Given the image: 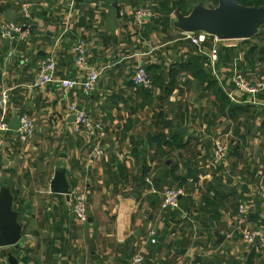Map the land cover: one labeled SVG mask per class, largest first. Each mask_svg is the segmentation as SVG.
Wrapping results in <instances>:
<instances>
[{"label": "crops", "instance_id": "obj_1", "mask_svg": "<svg viewBox=\"0 0 264 264\" xmlns=\"http://www.w3.org/2000/svg\"><path fill=\"white\" fill-rule=\"evenodd\" d=\"M6 21L27 24L29 39L4 41ZM174 22L139 24L109 0H0V124L28 115L36 127L27 144L16 132L0 131V180L22 174L36 152L48 153L46 187L6 184L23 239L18 249L0 247V264H9V254L18 264H130L138 254L144 264H264V243L244 240L247 233L264 234V91L258 104L238 105L227 96L235 61L244 59L239 68L252 85L264 82L260 64L246 61L230 41L196 46ZM79 44L101 73L94 93L32 87L52 51L58 78L83 81L74 52ZM139 67L154 77L152 90L133 85ZM73 106L104 130V139L75 132ZM179 128L187 133H175ZM218 137L231 147L221 163L213 158ZM99 144L106 154L95 159ZM60 167L70 192L87 196V224L75 220L67 196L51 192ZM173 188L185 196L178 209L164 212V193Z\"/></svg>", "mask_w": 264, "mask_h": 264}, {"label": "built area", "instance_id": "obj_2", "mask_svg": "<svg viewBox=\"0 0 264 264\" xmlns=\"http://www.w3.org/2000/svg\"><path fill=\"white\" fill-rule=\"evenodd\" d=\"M30 10L27 5L22 7V17L25 20L30 19ZM154 13L148 9H139L135 13V20L141 24L145 20L153 19ZM31 35V29L27 24H18L13 21H6L1 26V37L4 41L11 45L26 42ZM196 46H202L213 39L216 43L220 42L215 37L209 36L205 33L183 34ZM76 54V65L85 72L83 81L60 79L57 77V59L54 51L47 54L45 60L41 63L39 74L33 88H43L47 85H59L64 90H73L80 87L86 95H91L95 92L101 73L91 66L88 61L87 51L84 44H79L74 49ZM243 58L235 61L234 71L232 75V90L227 92L228 98L231 102L238 105L258 104L257 96L264 91V82L252 85L250 84L243 72L239 68V64L243 62ZM219 61V50L215 47L211 50L212 74L217 77L215 65ZM132 83L135 87L150 91L154 87V82L149 72L145 67H139L132 78ZM4 100L8 98L7 92L3 94ZM242 99H241V98ZM260 105V104H259ZM71 112L76 116L74 123L75 132L81 133L86 131L94 141H101L105 137L104 130L101 129L95 122L92 121L90 116L82 109L76 106L71 107ZM21 127L16 132L18 139L22 144H27L36 132L34 121L28 116L23 115L20 118ZM7 123L0 124V131H9ZM231 151L230 142L227 138L218 137L214 142L213 158L217 163L224 162ZM105 149L99 144L93 151L95 159H101L105 156ZM151 184L150 180H147ZM185 196L183 188H173L165 191L163 201L161 203L162 211L176 210L180 206V200ZM261 196L264 198V185L261 187ZM69 207L71 213L76 221L81 224L89 222L88 215V199L84 192L75 190L69 194ZM239 213L245 215V207H239ZM151 238H155V233H151ZM244 240L248 244H254L256 241L264 243V234L258 230L252 233H247ZM154 241V240H153ZM155 242V241H154ZM144 257L141 254L136 255L130 264H144Z\"/></svg>", "mask_w": 264, "mask_h": 264}, {"label": "water", "instance_id": "obj_3", "mask_svg": "<svg viewBox=\"0 0 264 264\" xmlns=\"http://www.w3.org/2000/svg\"><path fill=\"white\" fill-rule=\"evenodd\" d=\"M216 1L218 6L215 8H207L204 3L197 4L188 15L178 9L175 12L174 27L184 34L202 32L225 42L251 40L264 26V6H246L238 0ZM116 9L119 13L117 6ZM73 121H76L75 115ZM8 127L9 131L18 132L21 127L20 117H15ZM175 133L186 134L187 129L179 128ZM50 188L53 194L65 195L69 198L70 190L64 168L60 167L56 170ZM216 237L220 242L226 238L220 234H216ZM22 239L23 226L19 223L18 213L14 210V197L10 188L3 186L0 190V247L18 249ZM8 263L18 264L19 259L9 254Z\"/></svg>", "mask_w": 264, "mask_h": 264}, {"label": "rangeland", "instance_id": "obj_4", "mask_svg": "<svg viewBox=\"0 0 264 264\" xmlns=\"http://www.w3.org/2000/svg\"><path fill=\"white\" fill-rule=\"evenodd\" d=\"M110 2L121 4L126 10H130L134 16L139 9H148L153 11L154 18L159 21H166L171 24L176 21L175 12L180 9L182 13L189 14L193 8L199 4L204 3L207 8H215L218 6L216 0H109ZM260 31V30H259ZM263 32V30H262ZM264 33V32H263ZM227 44H234L242 49L245 53L246 61H254L255 65L260 64L257 69H260L259 78H264V34L258 35L257 38L248 41H230ZM249 49V53L246 50ZM255 49L254 52H251ZM264 80V79H263ZM105 149V148H104ZM40 153V155H39ZM47 154L36 152L28 158L27 168L23 170L22 174L7 175L0 180V188L8 184L13 190L21 187L24 184H32L33 186H47L46 181L42 180V175L46 170ZM46 180V179H45ZM7 186V185H6Z\"/></svg>", "mask_w": 264, "mask_h": 264}, {"label": "trees", "instance_id": "obj_5", "mask_svg": "<svg viewBox=\"0 0 264 264\" xmlns=\"http://www.w3.org/2000/svg\"><path fill=\"white\" fill-rule=\"evenodd\" d=\"M238 2H239V3H243V4H245L246 6H264V0H238ZM185 15H188V14H185ZM262 30H263V32H264V26L261 27L259 33H258L257 36L254 37V38H257L258 35H260V34H264V33L262 32ZM254 38H253V39H254ZM254 50H255V49H252L251 52H254ZM248 53H249V52H248ZM147 70H148V69H147ZM152 79H153V82H154V77H153Z\"/></svg>", "mask_w": 264, "mask_h": 264}]
</instances>
